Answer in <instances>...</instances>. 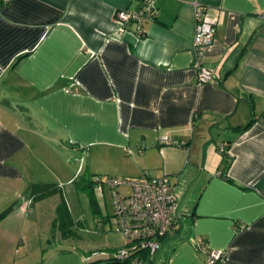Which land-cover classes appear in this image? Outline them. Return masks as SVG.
Instances as JSON below:
<instances>
[{
    "label": "crops",
    "instance_id": "0c3cea01",
    "mask_svg": "<svg viewBox=\"0 0 264 264\" xmlns=\"http://www.w3.org/2000/svg\"><path fill=\"white\" fill-rule=\"evenodd\" d=\"M194 1L217 19L200 57ZM154 3L121 31L115 12L142 0H0V211L30 205L43 142L101 149L110 177H174L179 229L148 264H205L197 236L216 264H264V0ZM198 58L214 82L196 83Z\"/></svg>",
    "mask_w": 264,
    "mask_h": 264
},
{
    "label": "rangeland",
    "instance_id": "374dc122",
    "mask_svg": "<svg viewBox=\"0 0 264 264\" xmlns=\"http://www.w3.org/2000/svg\"><path fill=\"white\" fill-rule=\"evenodd\" d=\"M41 147L44 166L36 183L52 184L57 190L33 200L30 205L25 204L24 208L15 205L0 218V244L6 247L7 254V262L3 264L21 261L25 264H119L113 260L106 263L101 256L104 254L88 262L82 260L86 255L105 253L124 244L122 234L113 223L111 190L105 182L102 185L88 183L96 175L109 177L103 170L115 164L116 154L109 153L107 160L101 149L62 152L46 148L45 142ZM170 182H174L171 175ZM129 190L126 185L120 186L122 194ZM61 197L65 200L69 218L64 217L60 223L58 220L51 231ZM64 229L68 232H63Z\"/></svg>",
    "mask_w": 264,
    "mask_h": 264
},
{
    "label": "built area",
    "instance_id": "2783aa9c",
    "mask_svg": "<svg viewBox=\"0 0 264 264\" xmlns=\"http://www.w3.org/2000/svg\"><path fill=\"white\" fill-rule=\"evenodd\" d=\"M7 1V0H4ZM155 0H142L137 10L120 9L115 12L119 29L124 31L123 26L128 21H135L138 25L147 19H154L157 15ZM194 31L192 49L198 57L202 47L210 44L214 39L217 24L216 17L207 12L206 5L193 2ZM196 83L201 85L206 82H214L211 68L203 66L197 59ZM161 145H174L185 147V142L170 138L168 134L158 137ZM227 143H222L218 151L230 158V150ZM105 178V179H104ZM104 180V181H103ZM106 183L111 190L113 198V223L124 238V244L112 253L114 260L119 263L148 264L159 250L162 240L172 235L179 229L180 215L178 213L179 200L176 193V183L170 182L167 174L150 176L143 173L140 177H94V183ZM126 185L129 191L122 194L120 186ZM194 248L206 255L205 264H216L224 256L222 251L209 249L204 241L198 236L194 239ZM98 254L86 255L84 260H89Z\"/></svg>",
    "mask_w": 264,
    "mask_h": 264
},
{
    "label": "trees",
    "instance_id": "16d2710c",
    "mask_svg": "<svg viewBox=\"0 0 264 264\" xmlns=\"http://www.w3.org/2000/svg\"><path fill=\"white\" fill-rule=\"evenodd\" d=\"M244 128V127H243ZM97 176V175H96ZM97 177H100V176H97ZM94 183V178H93V180L92 181H88V183ZM78 183L79 184H83V182L82 181H78ZM85 184H87V183H85ZM89 185V184H88ZM90 185H92V184H90ZM57 190V188L56 187H54L52 184H37V183H32V184H30L28 187H27V193L29 194V197H30V199H29V204H31L32 202H33V200H35L36 201V199H38V198H42V197H44V196H46V195H49V194H52L54 191H56ZM13 205V204H12ZM12 205H10V206H8L6 209H4L1 213H0V218H2L3 216H5L7 213H9L10 211H11V209H13V206ZM64 217H66V218H69V211H68V208H67V206H66V204H65V200L63 199V197H61V201L59 202V204L57 205V207H56V215L54 216V219H53V221H52V224H51V231H53L54 230V228L56 227V225H57V221L58 220H60L59 221V223L61 222V220H63L64 219ZM63 232H65V233H67L66 231H65V229L63 230ZM123 245V244H122ZM122 245H120V246H122ZM120 246H117V247H115V248H113V250H112V253L114 252V250H116L118 247H120ZM112 253L111 254H109L108 256H106V259H104V260H106V262H111L112 260L114 261V262H116L115 260H114V258H113V255H112ZM100 254H98L97 256H95V257H98ZM92 258H94V257H92ZM91 259V258H90ZM89 259V260H90ZM117 263V262H116ZM123 264H125V263H123Z\"/></svg>",
    "mask_w": 264,
    "mask_h": 264
},
{
    "label": "water",
    "instance_id": "95a60500",
    "mask_svg": "<svg viewBox=\"0 0 264 264\" xmlns=\"http://www.w3.org/2000/svg\"><path fill=\"white\" fill-rule=\"evenodd\" d=\"M208 128V127H207Z\"/></svg>",
    "mask_w": 264,
    "mask_h": 264
}]
</instances>
